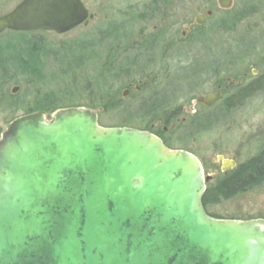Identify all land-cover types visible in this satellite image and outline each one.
I'll use <instances>...</instances> for the list:
<instances>
[{
	"label": "water",
	"instance_id": "1",
	"mask_svg": "<svg viewBox=\"0 0 264 264\" xmlns=\"http://www.w3.org/2000/svg\"><path fill=\"white\" fill-rule=\"evenodd\" d=\"M93 18L82 0H23L0 35H64ZM209 181L193 154L101 127L94 110L24 115L0 137V264H264V220L209 216Z\"/></svg>",
	"mask_w": 264,
	"mask_h": 264
},
{
	"label": "rangeland",
	"instance_id": "2",
	"mask_svg": "<svg viewBox=\"0 0 264 264\" xmlns=\"http://www.w3.org/2000/svg\"><path fill=\"white\" fill-rule=\"evenodd\" d=\"M22 1L0 0V17ZM82 1L94 17L88 26L64 35L29 33L32 39L47 43L58 54L57 59L48 60V70H42L43 81H37L35 86L26 81L25 71L15 73V68L9 66L0 71V137L10 123L27 115L25 106L57 104L61 105L58 110H94L104 128H130L159 135L169 149L196 156L208 174L211 168L212 172L218 170L217 157H235L238 166H242L264 152V0L259 11L253 10L259 0H233L230 11L221 10L217 0ZM210 10L213 17L184 39L183 32H188L195 18ZM242 14L249 15L240 19ZM154 27L159 33H153ZM104 31L113 38L108 42V51L98 45L93 56L84 43L97 42L99 38H92ZM16 34L6 31L0 35V47L14 42ZM156 34L168 49L164 55L161 49L159 55L158 49L152 52L144 45ZM173 41L174 48L169 44ZM140 43L141 51H137L136 44ZM5 54L4 58L8 55ZM195 57L204 59L201 64L205 58L219 61L222 65L218 63V69H206L207 78L236 80L233 93L252 83H257L258 90L234 111L217 112L219 116L211 118L194 117V87L199 85L194 83ZM252 71L258 74L252 76ZM244 74L250 80H244ZM143 83L147 84L145 88ZM101 86H110L113 95L112 108L108 110L91 103L96 100L95 93L92 99L86 97ZM137 88H142L140 93L135 91ZM197 89L201 96L210 91L200 86ZM126 92L131 93L125 97ZM164 104L162 113L154 111V106ZM144 111L151 114L145 116ZM55 112H44L48 121ZM166 118L168 123H164ZM219 177L208 184L207 191L222 180ZM207 211L221 220H264V185L228 199H217Z\"/></svg>",
	"mask_w": 264,
	"mask_h": 264
},
{
	"label": "trees",
	"instance_id": "3",
	"mask_svg": "<svg viewBox=\"0 0 264 264\" xmlns=\"http://www.w3.org/2000/svg\"><path fill=\"white\" fill-rule=\"evenodd\" d=\"M261 3H263V1L259 0V2L256 4L257 6L253 7V10L259 11V6L262 7ZM244 10H247V8ZM247 15L249 14H242L240 19L247 17ZM233 22L234 24L236 23L235 19ZM30 36L31 35L29 33H18L15 36L17 39H14V42L7 44L4 47L2 46L3 49L2 47H0V71H2V69L5 70V68L8 66L15 68V73L25 71L27 74L25 78L26 81L28 80L29 82H33L36 86L37 81H43L42 76L44 72L42 70L47 69L49 63L48 60L57 59L56 57L58 56V54L56 52L54 53V50L47 43H40L32 39V37ZM97 38H99V40L93 44L84 43L86 48L91 51L93 56L96 53L94 48H96L98 45L103 47L102 50L108 51V42L112 41L113 39L111 38V34L107 31L102 32L100 36L92 39ZM4 53H6L5 55L8 54L6 58H4ZM40 56L42 57V60L38 59ZM252 87L245 89V92H243L244 97L252 96L253 92L258 90L257 86ZM92 93H95L96 100H91V103H97L96 106L102 110H108L110 109V107L112 108L113 95L111 94L110 86L98 87L95 91L90 92L86 97L92 99ZM60 106L61 105L52 104L51 106H25V108H23L24 112H27V114H31L41 111H57ZM163 107H166L165 104L160 107L154 106L155 110H152H154L156 113H162L164 109ZM148 113L149 111H144L145 116L151 114ZM168 121V118H166L164 120V123H168ZM158 137L161 139L159 135ZM166 146L168 147V145ZM260 185H264V152L258 157L252 158L244 165L240 166L227 179L219 181L215 187L208 189L202 201L203 207L207 213L208 206L216 202L217 199H228L238 194L246 193L252 190L254 187H258Z\"/></svg>",
	"mask_w": 264,
	"mask_h": 264
},
{
	"label": "flooded vegetation",
	"instance_id": "4",
	"mask_svg": "<svg viewBox=\"0 0 264 264\" xmlns=\"http://www.w3.org/2000/svg\"><path fill=\"white\" fill-rule=\"evenodd\" d=\"M139 9H141V6L139 7ZM155 12L156 11L154 10L151 13H155ZM208 12H212V15L208 16L207 15ZM207 13L206 14H200V15L205 16V19L202 22V25H197L195 23L196 18L200 15H198L195 18L194 24L188 28V32H183L182 37L184 39L188 37V34L195 33L198 30L202 29L204 27V23L206 22V20L209 18H212L214 15V12L212 10L207 11ZM133 14L134 13H132L131 15H133ZM169 29L170 28H168V31H169ZM157 31L159 33L158 27H154L153 33H156ZM168 31L166 32V34H168ZM174 38H175V35H172L171 39L174 40ZM174 41L172 43H169L172 46V48H174V45H175ZM131 43L133 44V42H131ZM144 45L146 47H149V49H152V52H154L155 50L158 49L157 50L158 54H159L160 49H161L163 55L168 50V49L166 50V45L164 44V40L159 38L158 34L152 36L151 40H146V42H144ZM170 45L167 48H169ZM141 48H142L141 43L136 44L135 49H137V51H141L140 50ZM203 60L204 59H200V58L195 57L194 62H193V67L195 68L193 70V76L195 77L194 83L199 84V85H196L194 87L195 94H196L193 96V101H192V104L194 107V114H193L194 117H196V118H211V117L219 116L217 114V112L218 113H224L225 112V114H226V113H229L231 111H234L239 106H243V104L245 103V100H247V98L251 97V96L244 97L243 92H245V89H247V88H250L252 86H256L257 83H252V84L246 86L245 88H242L238 92L233 93L232 90L235 88V86L238 85L236 80H233V79L224 80V78H215V76H213L214 78H207L208 73H205V72H207L206 69H210V70L218 69L217 67L220 64L219 61L216 62V61H214L213 58H211L210 60L205 58L204 64H201V61H203ZM220 65H222V64H220ZM257 74L258 73L256 71H252V76H256ZM243 79L246 81L250 80L248 74H244ZM146 86H147V84L143 83L142 87L145 88ZM198 86H200L201 88H209L210 89L209 93L206 94L205 96H201V94H200L201 92L197 89ZM141 90H142V88H137L135 91L137 93H140ZM130 93L131 92H126V94L124 96L126 97ZM214 95H218L219 98L215 99V100L212 99V96H214ZM227 95H230V96H228L226 98ZM179 111H180V109L178 110V112ZM176 115L174 113V116H176ZM223 159L225 161L234 162L236 164L235 168H227L224 166L223 161L217 160V162L215 163V166L220 164V166L218 167V170H216L215 172H212L213 169L211 168L210 173L209 174L206 173L207 176L210 177L209 183L212 181L218 180L220 178L219 176L222 177V180H220V181L227 179L230 175H232L233 172H235L240 167V166H238L235 157H230L229 159L223 157Z\"/></svg>",
	"mask_w": 264,
	"mask_h": 264
}]
</instances>
